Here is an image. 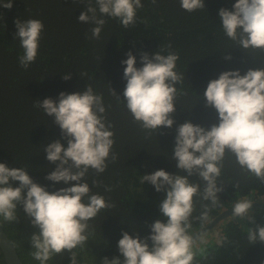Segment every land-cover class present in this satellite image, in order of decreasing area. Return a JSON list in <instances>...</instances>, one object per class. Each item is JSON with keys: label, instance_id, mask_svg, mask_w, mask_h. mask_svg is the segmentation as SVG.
<instances>
[{"label": "trees", "instance_id": "obj_1", "mask_svg": "<svg viewBox=\"0 0 264 264\" xmlns=\"http://www.w3.org/2000/svg\"><path fill=\"white\" fill-rule=\"evenodd\" d=\"M4 2L0 0V5ZM87 2L12 0L11 9L0 7V163L9 168H26L33 182L50 193L72 186L71 182L53 184L45 179L55 165L46 160L43 149L54 141H60L66 148L67 141L61 138L53 118L34 107V102L45 98L55 101L61 92L82 93L86 85L102 95L106 118L114 133L112 152L116 160L109 162L99 176L90 171L87 181L91 186L92 180H97L100 186L92 187V191L104 195L114 207L90 221L88 241L83 248L74 250L78 264H102V259L111 260L118 255L117 243L122 232L144 239L157 219L166 222L159 211L164 192L157 193L147 182L140 185L139 176L160 169L186 175L178 173L175 162L170 161L176 129L185 121L205 129L218 123L217 113L205 107L203 98L209 81L218 79L225 71L239 70L243 75L249 69L264 66V52L244 51L224 36L218 11L221 8L232 11L236 0H204V9L192 13L181 10L179 0H157L155 5L151 0H141L143 7L137 10L135 23L127 29L116 19L102 17L106 23L99 39L92 38L94 25L77 22ZM92 3L95 6L94 0ZM28 19L40 20L44 28L36 59L24 69L18 62L23 52L15 38L14 22ZM169 45L179 55L175 71L184 80L175 85L172 128H160L155 134L134 123L124 107L122 93L126 81L121 62L131 52L136 57L135 66L140 68L141 53L151 58L163 49L162 54L166 55ZM69 73L70 79H62ZM81 73L86 75L81 77ZM189 179L199 183L196 177ZM10 183L12 187L19 186L18 182ZM218 183L222 184V191L217 194L222 205L211 210L203 224L193 221V234L241 197L264 201V184L242 173L231 157H226ZM105 186L111 191L106 192ZM201 203L207 202L197 199L193 216H199ZM16 211L17 221L2 222V228L23 264H39L29 255L32 250L29 241L39 230L32 226L22 206L18 205ZM251 215L254 223L228 217L216 225L222 235L218 242L197 247L195 264H264V244H249L247 240L248 228L264 226V208H253ZM0 264H4L1 251ZM48 264H70L69 253L54 257Z\"/></svg>", "mask_w": 264, "mask_h": 264}, {"label": "clouds", "instance_id": "obj_2", "mask_svg": "<svg viewBox=\"0 0 264 264\" xmlns=\"http://www.w3.org/2000/svg\"><path fill=\"white\" fill-rule=\"evenodd\" d=\"M156 2L151 0L153 5ZM94 3L95 6L88 0L77 20L94 25L93 39L100 38L106 23L102 17L116 19L127 29L135 23L137 10L143 7L141 0H94ZM179 5L181 10L192 13L204 9V0H179ZM0 7L11 9L12 0H6ZM218 17L224 36L239 49L252 54L264 52V0H236L232 11L221 8ZM14 23L15 38L23 52L18 62L27 69L36 59L44 25L37 19ZM168 49L166 55L161 49L151 58L141 53L140 68L135 66L136 57L131 52L121 62L126 81L122 93L124 107L134 123L155 134L160 128H172L175 85L184 80L175 71L179 55L170 50L171 45ZM83 75L86 74H80ZM70 78L71 73L62 76L64 80ZM110 92L120 101L115 92ZM203 98L205 107L217 113L218 123L205 129L185 121L177 127L170 161L175 162L178 173L186 175L160 169L139 176L140 185L147 182L157 193L164 192L159 211L166 222L157 219L144 239L122 232L117 243L118 255L111 260L102 259V264H121V258L123 264H195L193 221L203 224L210 211L222 205L217 195L222 184L218 181L226 157H231L242 173L264 184V66L249 69L243 75L239 70L221 73L218 79L209 81ZM34 107L53 118L61 138L67 141L66 148L60 141H54L43 149L46 160L55 165L45 179L53 184L71 182L72 186L50 193L33 182L26 168H9L0 163V226L2 222L17 221L16 210L20 205L32 226L39 230L29 241L30 257L39 264H48L68 252L70 264H78L74 250L83 248L88 241L90 221L114 207L104 195L92 191V187L100 186L97 180L93 179L91 186L87 181L90 171L99 176L109 162L116 160L112 152V124L107 121L102 95L88 85L82 93L61 92L55 101L51 98L35 101ZM190 177H196L199 183L192 182ZM10 182H18L19 186L12 187ZM104 190L110 192L111 188L105 186ZM197 199L207 203H201L199 216H193ZM254 203V199L241 197L232 205L230 216L254 223L251 215ZM247 240L249 244H264V226L248 228Z\"/></svg>", "mask_w": 264, "mask_h": 264}, {"label": "water", "instance_id": "obj_3", "mask_svg": "<svg viewBox=\"0 0 264 264\" xmlns=\"http://www.w3.org/2000/svg\"><path fill=\"white\" fill-rule=\"evenodd\" d=\"M253 208H264V201L262 202L255 201V203L252 205V209ZM231 214H232L231 207L224 209L222 212H220L218 215L212 218L207 225L203 226L198 231H196L194 233V238L197 239L203 234L211 231L221 221H223L224 219L228 217H231L230 216ZM0 251L2 253L4 264H23L10 238L3 230L2 226H0ZM121 264H123V258H121Z\"/></svg>", "mask_w": 264, "mask_h": 264}, {"label": "rangeland", "instance_id": "obj_4", "mask_svg": "<svg viewBox=\"0 0 264 264\" xmlns=\"http://www.w3.org/2000/svg\"><path fill=\"white\" fill-rule=\"evenodd\" d=\"M210 233L208 235L205 236V234L202 236L201 240H198L199 242H196L195 247H194V251L197 250V247L207 244L210 241L213 242H218L219 237L221 234V228L217 227L216 229H212L211 231H209Z\"/></svg>", "mask_w": 264, "mask_h": 264}]
</instances>
